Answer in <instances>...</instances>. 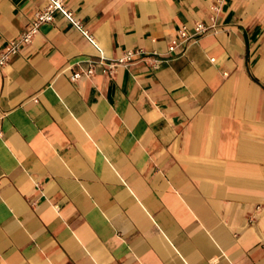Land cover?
Returning <instances> with one entry per match:
<instances>
[{
    "label": "crops",
    "instance_id": "1",
    "mask_svg": "<svg viewBox=\"0 0 264 264\" xmlns=\"http://www.w3.org/2000/svg\"><path fill=\"white\" fill-rule=\"evenodd\" d=\"M47 3L0 0V56ZM64 4L93 42L58 12L0 66V264H264V0L174 52L217 0Z\"/></svg>",
    "mask_w": 264,
    "mask_h": 264
},
{
    "label": "built area",
    "instance_id": "2",
    "mask_svg": "<svg viewBox=\"0 0 264 264\" xmlns=\"http://www.w3.org/2000/svg\"><path fill=\"white\" fill-rule=\"evenodd\" d=\"M225 0H217V4L212 7V11L214 15L210 18L212 21V25H206L202 22H197L194 26V30L192 33H188L186 27H182L179 30L180 40H175L172 42L171 46L169 47L170 52H174L176 48L180 45H183L186 42L197 40L202 35L207 34L210 30L214 29L215 21L217 18L218 13L220 12V8L222 3ZM47 6L42 9L38 10L33 18L30 20L28 24L27 31L20 35L18 38L11 40L8 45L4 48L3 52L0 56V66H6L10 60L17 56L20 53L21 47L23 45H29L33 42L34 38L40 32V29L43 25L52 23L55 19L56 13H62L64 17H66L70 22H72L76 27L82 30L83 34L93 42V37L83 29L81 26L80 21L76 20L74 14L65 8L64 0H47ZM138 55H144L143 50L138 51H128L124 57L115 60L111 64L108 65V69L105 70V73L112 74V69L117 66H126ZM211 61H214L212 59ZM95 73L94 66L91 65L88 69L83 70L79 73H74L70 80L72 82H76L81 79L83 76L92 77Z\"/></svg>",
    "mask_w": 264,
    "mask_h": 264
}]
</instances>
